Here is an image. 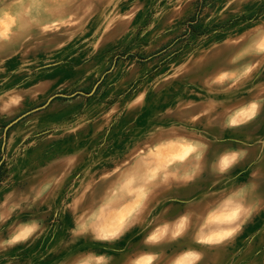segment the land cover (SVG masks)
Returning a JSON list of instances; mask_svg holds the SVG:
<instances>
[{
	"label": "rangeland",
	"instance_id": "obj_1",
	"mask_svg": "<svg viewBox=\"0 0 264 264\" xmlns=\"http://www.w3.org/2000/svg\"><path fill=\"white\" fill-rule=\"evenodd\" d=\"M0 32V264H264V0H0Z\"/></svg>",
	"mask_w": 264,
	"mask_h": 264
},
{
	"label": "bare ground",
	"instance_id": "obj_2",
	"mask_svg": "<svg viewBox=\"0 0 264 264\" xmlns=\"http://www.w3.org/2000/svg\"><path fill=\"white\" fill-rule=\"evenodd\" d=\"M12 22V21H11ZM57 25V23H55V22H52L51 24H49V25H46V29H50V28H52V27H55ZM4 29V28H3ZM181 146V145H180ZM179 146V147H180ZM182 148V147H181ZM180 149V148H179ZM179 149L177 148V147H171V148H169L168 150H169V154L167 155V157L168 156H171V155H174V154H178V152L177 151H179ZM158 155H160L159 153H158ZM155 156V155H154ZM160 157V156H159ZM161 157H162V160H164L163 158L164 157H166V154L164 155L163 153H161ZM167 157H166V159H167ZM127 209V208H126ZM124 210H125V208H124ZM128 210V209H127ZM102 212H103V210H102ZM118 212V211H117ZM124 218V215H123V213L122 214H118L117 213V215L116 216H112V217H110L107 221L108 222H113L114 223V226H116V228L117 229H119L120 228V224L123 222L122 221V219ZM181 259H178L177 260V262L175 263V264H182L183 263V261L181 260ZM139 262V261H138ZM144 262V261H143ZM139 264H142L141 262L139 263Z\"/></svg>",
	"mask_w": 264,
	"mask_h": 264
},
{
	"label": "crops",
	"instance_id": "obj_3",
	"mask_svg": "<svg viewBox=\"0 0 264 264\" xmlns=\"http://www.w3.org/2000/svg\"><path fill=\"white\" fill-rule=\"evenodd\" d=\"M229 240V239H228ZM227 242V241H226ZM217 243H220V242H217ZM223 243V242H222ZM218 247V246H217ZM218 248H220V247H218ZM215 249H217V248H215ZM185 252L187 253V254H192V249L190 248L189 250H185ZM184 252V254H186ZM184 254H180L179 256L178 255H176V257L174 258V262L176 263L177 262V260L182 256V255H184Z\"/></svg>",
	"mask_w": 264,
	"mask_h": 264
},
{
	"label": "snow or ice",
	"instance_id": "obj_4",
	"mask_svg": "<svg viewBox=\"0 0 264 264\" xmlns=\"http://www.w3.org/2000/svg\"><path fill=\"white\" fill-rule=\"evenodd\" d=\"M0 35H3V33H2V32H0Z\"/></svg>",
	"mask_w": 264,
	"mask_h": 264
}]
</instances>
